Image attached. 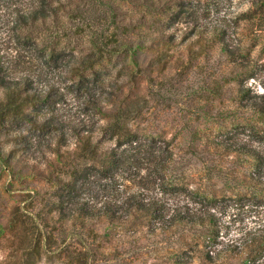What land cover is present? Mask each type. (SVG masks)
Masks as SVG:
<instances>
[{"label": "trees", "instance_id": "obj_1", "mask_svg": "<svg viewBox=\"0 0 264 264\" xmlns=\"http://www.w3.org/2000/svg\"><path fill=\"white\" fill-rule=\"evenodd\" d=\"M5 173V264H264V0H0Z\"/></svg>", "mask_w": 264, "mask_h": 264}, {"label": "rangeland", "instance_id": "obj_2", "mask_svg": "<svg viewBox=\"0 0 264 264\" xmlns=\"http://www.w3.org/2000/svg\"><path fill=\"white\" fill-rule=\"evenodd\" d=\"M242 1L243 0H225L227 4H231V6L233 7L242 3ZM260 89H263V87H260ZM187 171L189 172L190 175L189 178L185 181L186 186L192 187L195 184L196 175L193 176V174L195 173H193L192 167H188ZM29 180L31 183L30 186L27 187L28 189L22 190L21 189L22 183L19 180L14 179L11 175H7L5 173L3 174L2 177H0V264H5V259H6L5 255L7 253V250H9L7 244L9 242L6 241V239L4 238V235L8 234V231L4 229L1 222L6 221V217L9 214L8 211H6V209L9 208L11 202L14 201L17 194L18 196H21L19 194L24 195L27 194L26 192H32L31 193L32 198L34 196L36 197L34 198L35 202L34 204L32 203L30 210H33L36 213L38 211V206L39 207L45 206L46 208L50 206V202L55 199L54 192L59 188L58 183L53 181H47L46 179L38 181L37 179L35 180L33 178H30ZM35 184L39 186L38 191L29 189V188H33V185ZM182 192H183L182 190L177 189L175 192H173V194L182 193ZM243 216H246V214H243ZM142 230H143L142 225H137V226L125 225L121 227H116L112 231V236L114 235L112 238V242H117L116 236L119 235L126 236L131 234V232L137 231L138 233L136 235L137 237H139V242L143 243L145 242V239L143 234L141 233ZM130 239H132V237ZM125 240L128 241L129 239L126 238ZM69 241L72 242L70 243L71 248H76L79 246V244L75 241V238L73 239V237H69L67 241L64 242V244L69 243ZM48 246H47L48 248L42 252L41 257L39 258L41 264H70L65 261L63 255L61 256L59 254V249L61 248V246H63L62 237H59L56 243L50 244ZM154 256H156L155 251H152L150 253L145 252L143 253V257L138 259L137 262H139L140 264H151Z\"/></svg>", "mask_w": 264, "mask_h": 264}]
</instances>
